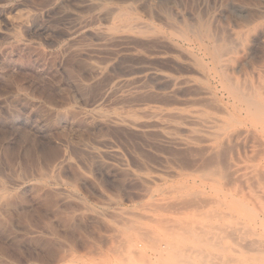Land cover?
Segmentation results:
<instances>
[{"label":"rangeland","instance_id":"rangeland-1","mask_svg":"<svg viewBox=\"0 0 264 264\" xmlns=\"http://www.w3.org/2000/svg\"><path fill=\"white\" fill-rule=\"evenodd\" d=\"M263 8L0 0V264H264Z\"/></svg>","mask_w":264,"mask_h":264},{"label":"bare ground","instance_id":"bare-ground-1","mask_svg":"<svg viewBox=\"0 0 264 264\" xmlns=\"http://www.w3.org/2000/svg\"><path fill=\"white\" fill-rule=\"evenodd\" d=\"M264 9V8H263ZM262 9V10H263ZM126 11V10H125ZM260 11V10H259ZM258 12V11H257ZM260 12H262V11H260ZM122 13H124L123 11H122ZM255 13V12H254ZM259 13V12H258ZM126 14H129V13H127L126 12ZM126 14H123L124 16L126 15ZM253 14V13H252ZM257 14V13H256ZM255 14V15H256ZM262 14V13H261ZM120 16V15H119ZM246 16V15H245ZM263 16V15H262ZM121 17V16H120ZM241 17V16H240ZM251 17V16H250ZM250 17L248 16V18L246 19V18H244L245 20V23H247V24H245L247 27H249V29H248V31H247V33L245 34V36L246 37H244V39L242 38V42H241V44H243V45H248L249 43H252L253 41H256L257 40V34H258V28H257V26H258V24H255L254 26H253V28L250 26V25H252V23H253V21H254V19H251L250 20ZM129 18V17H128ZM239 18V17H238ZM252 18V17H251ZM254 18V17H253ZM258 18V17H257ZM260 18V17H259ZM262 18V17H261ZM260 18V19H261ZM264 18V17H263ZM124 19H127L126 17L124 18ZM240 19V18H239ZM116 20H118L117 18H116ZM119 20H120V18H119ZM127 21H130V19L128 20L127 19ZM188 21V20H187ZM193 21V20H192ZM243 21V20H242ZM243 21V22H244ZM257 21V20H256ZM121 22V21H120ZM119 22V23H120ZM123 22V21H122ZM183 22H185L184 20H183ZM183 22L181 21V23L183 24ZM258 22V21H257ZM128 23L129 22H127V25L125 26V27H127L128 26ZM203 23V22H202ZM209 23V22H208ZM125 24V23H124ZM181 24V25H182ZM193 24V23H192ZM191 24V25H192ZM197 24H199V23H197ZM213 24V23H212ZM215 24V23H214ZM263 24V23H262ZM116 25V24H115ZM118 25V24H117ZM186 25V24H185ZM216 25V24H215ZM215 25H213L214 26V28H215ZM113 26V25H112ZM132 26H133V24H132ZM199 26H200V24H199ZM218 26V25H217ZM261 26V25H260ZM260 26H259V29H260ZM122 27H124V25L122 24ZM134 27V26H133ZM189 27V26H188ZM201 27V26H200ZM204 27V26H203ZM208 27V26H207ZM206 27V28H207ZM209 27H210V23H209ZM219 27V26H218ZM112 28V27H111ZM116 28V27H115ZM130 28V27H129ZM132 28V27H131ZM131 28L129 29V30H131ZM135 28V27H134ZM187 28V27H186ZM213 28V29H214ZM223 28V27H222ZM264 28V27H263ZM113 29V28H112ZM111 29V30H112ZM117 29H119V28H117ZM188 29V28H187ZM197 29V28H196ZM216 29H218V28H216ZM219 29L220 30H223V29H221L220 27H219ZM226 28L224 27V30H225ZM245 29V28H244ZM116 30V29H115ZM115 30H113V31H115ZM121 29H119V31H120ZM183 30V29H182ZM186 30V29H185ZM229 30V29H228ZM118 31V30H117ZM116 31V32H117ZM199 31H201V30H199ZM210 31H211V29H210ZM214 31H215V29H214ZM217 31V30H216ZM215 31V32H216ZM235 31V30H234ZM238 31V30H237ZM243 31V30H242ZM246 31V30H245ZM244 31V32H245ZM252 31H258V32H256L257 34L256 35H254V36H252V38H250V36H251V32ZM261 31L262 30H260V33H261ZM144 32V31H143ZM185 33H186V31H184ZM220 32V31H219ZM218 32V33H219ZM236 32V31H235ZM241 32V31H240ZM207 33H209V32H207ZM239 33V32H238ZM188 34H190V33H188ZM220 34V33H219ZM223 34V33H222ZM252 34H254V33H252ZM176 35V34H175ZM177 35H178V33H177ZM199 35H201V34H199ZM218 35V34H217ZM226 35V34H225ZM242 35V34H241ZM241 35H239L240 37H242ZM244 35V34H243ZM260 35V34H259ZM170 36V35H169ZM174 36V35H173ZM186 36H188V35H186ZM192 36H193V34H192ZM220 36H222V35H220ZM231 36V35H230ZM229 36V37H230ZM233 36V35H232ZM202 37V36H201ZM216 37V36H215ZM217 37H219V36H217ZM226 37V36H225ZM228 37V36H227ZM175 38V37H174ZM181 38V37H180ZM188 38V37H187ZM183 40L185 39V38H182ZM204 39V38H203ZM209 39V38H208ZM234 39V38H233ZM233 39H230L229 38V42L231 41V40H233ZM198 40V39H197ZM211 40V39H210ZM218 40H220V38L218 39ZM227 40V39H226ZM235 40V39H234ZM239 40V39H238ZM264 40V39H263ZM172 41V40H171ZM185 41V40H184ZM217 41V40H216ZM216 41L214 42V43H216ZM220 41H222V40H220ZM236 41V40H235ZM178 42V41H177ZM225 42V41H224ZM228 42V41H227ZM239 42V41H238ZM162 43V42H161ZM218 43V42H217ZM226 43V42H225ZM233 43H234V41H233ZM187 44H189L188 43V41H187ZM192 44V43H191ZM237 44H239V43H237ZM259 45H260V43H258ZM258 44H257V46H258ZM262 44H264L263 42L261 43V46H262ZM167 45V44H166ZM183 45V44H182ZM209 45V44H208ZM217 45V44H216ZM215 45V46H216ZM223 45V44H222ZM226 45V44H225ZM228 45H230V44H228ZM228 45H226L225 47H227ZM213 46V45H212ZM231 46V45H230ZM240 46V45H239ZM249 46V45H248ZM247 46V47H248ZM166 47V46H165ZM193 47V46H192ZM191 47V48H192ZM234 47H236V50L238 51V49H237V46H234ZM242 47V46H241ZM256 47V46H255ZM264 47V46H263ZM262 47V49H264ZM210 48V47H209ZM233 48V47H232ZM218 49V48H217ZM235 49V48H234ZM234 49H233V51H234ZM244 49H246V47L244 48ZM248 49V48H247ZM250 49V48H249ZM230 50H231V48H230ZM240 50V49H239ZM77 51V50H76ZM228 51H229V49H228ZM241 52H242V50H240ZM258 51V50H257ZM202 52V51H201ZM223 52V51H222ZM244 52V51H243ZM242 52V53H243ZM251 52V51H250ZM264 52V51H263ZM230 53H232V50L230 51ZM239 53V52H238ZM254 54H256L255 52H253ZM206 55V54H205ZM221 55H223V54H221V53H218V59H220V57H222ZM227 55H228V52H227ZM246 55V54H245ZM258 55H260V54H258ZM258 55H257V57H258ZM262 55V54H261ZM231 56V55H230ZM240 56V55H239ZM238 56V57H239ZM249 56H250V54H249ZM249 56H248V58H249ZM263 57H264V55H262ZM233 57V56H232ZM250 57H252V56H250ZM262 57V58H263ZM229 58V57H228ZM240 58V57H239ZM243 58H244V55H243ZM253 58H255V56L253 57ZM245 59V58H244ZM243 59V60H244ZM256 60H257V58H255ZM236 60V59H235ZM239 60V59H238ZM248 60V59H247ZM246 60V61H247ZM251 60V59H250ZM199 61V60H198ZM225 61H227V60H225ZM240 61H242V60H240ZM222 62V61H221ZM250 62V61H249ZM223 63V62H222ZM239 63V62H238ZM245 63V62H244ZM208 64V63H207ZM210 64V63H209ZM224 65H225V63H224ZM227 65V64H226ZM240 67V66H239ZM221 68V67H220ZM227 68V67H226ZM235 68V67H234ZM218 69V68H217ZM225 69V68H224ZM239 69V68H238ZM237 69V71L236 72H238L239 70ZM235 70V69H234ZM225 71H226V69H225ZM228 71V70H227ZM216 72V71H215ZM229 72V71H228ZM234 72V71H233ZM208 73V72H207ZM218 73V72H217ZM221 73V72H220ZM209 74V73H208ZM235 74V73H234ZM261 74V73H260ZM264 74V73H263ZM263 74H262V76H263ZM213 75V74H212ZM229 75V74H228ZM224 76V75H223ZM236 76V75H235ZM238 76L240 77L241 75H239V72H238ZM242 76H243V74H242ZM241 76V77H242ZM217 77V76H216ZM238 77V78H239ZM264 77V76H263ZM260 78V77H259ZM235 79H237V78H235ZM227 81V80H226ZM241 81V80H240ZM262 81H264V80H262ZM233 83H234V81H233ZM231 84L230 86H229V91H230V93L233 95V97L235 98V99H237L240 103H242V104H244L245 106H247V108L248 109H250V111H253V112H255V114L253 115V118L255 119L254 120V122H256V123H262V124H264V85H258V86H253L252 85V87H242L241 86V84L239 83V82H237V83H235V84ZM246 83V82H245ZM262 84V83H261ZM245 85V84H244ZM241 107V106H240ZM226 113V112H225ZM256 130V129H255ZM257 131H259V130H257ZM253 132V131H252ZM256 132V131H255ZM262 132V131H261ZM236 134V133H235ZM262 134H263V132H262ZM239 135V134H238ZM256 136V135H255ZM237 139V138H236ZM239 139V138H238ZM229 142H230V140H229ZM231 143V142H230ZM264 143V142H263ZM226 145H228V144H226ZM233 143H232V146H230L231 148L230 149H232V147H233ZM222 146V145H221ZM229 146V145H228ZM227 146H225L224 148H226ZM229 148V147H228ZM254 148V147H253ZM257 148V147H256ZM221 149V148H220ZM252 149V148H251ZM223 151H225V150H223ZM261 151V150H260ZM233 152V151H232ZM252 152V151H251ZM251 152L249 153V154H251ZM254 153H255V151H253ZM217 153V152H216ZM212 155H214V156H212L211 155V161L213 162V160H212V158L213 159H215V154H213V153H211ZM202 155V154H201ZM204 155V154H203ZM210 155V154H209ZM254 155V154H253ZM234 156V155H233ZM207 157V156H206ZM210 157V156H209ZM218 157H221V155H219V153H218ZM225 157H226V155H225ZM236 156H234V158H235ZM248 157V156H247ZM251 157V156H250ZM202 158V157H201ZM200 160V159H199ZM204 160V159H203ZM221 160H222V157H221ZM225 160V159H224ZM223 160V161H224ZM234 160H237V159H234ZM205 161V160H204ZM207 161H209V159L207 160ZM207 161H205L206 162V165H210L209 163L207 164ZM218 161H220V160H218ZM230 161V160H229ZM204 162V163H205ZM231 162V161H230ZM224 163V162H223ZM217 164V166H218V164H219V162L218 163H216ZM222 164V163H221ZM220 164V165H221ZM202 166H203V164H201ZM232 165V164H231ZM230 165V166H231ZM200 166V165H199ZM216 166V165H215ZM215 166H213V164H212V166L211 167H215ZM233 166V165H232ZM231 166V167H232ZM201 167V166H200ZM200 167H198L199 169H200ZM207 167V166H206ZM210 168V167H209ZM217 169V168H216ZM244 169V168H243ZM248 169V168H247ZM222 170H223V167H222ZM237 170V169H236ZM238 170H240V169H238ZM245 170V169H244ZM205 171V170H204ZM209 171L211 172V170L209 169ZM218 171V170H217ZM216 171V172H217ZM215 172V170H214V172L213 173H216ZM259 173L261 172V169L258 171ZM203 173V172H202ZM221 174V173H220ZM235 174V173H234ZM246 175V174H245ZM245 175H242V176H245ZM264 175V174H263ZM229 177V176H228ZM257 177V176H256ZM259 177H263L262 175L261 176H259ZM230 178H232L231 176H230ZM224 179V178H223ZM228 179V178H227ZM239 179V178H238ZM260 180L262 179H264V177L263 178H259ZM229 180V179H228ZM236 180V179H235ZM240 180V179H239ZM238 180V181H239ZM247 180H249L248 178H247ZM237 181V180H236ZM264 181V180H263ZM240 182V181H239ZM253 182H255V181H253ZM227 183V182H226ZM230 183V182H229ZM228 184V183H227ZM231 185V184H230ZM229 185V186H230ZM235 185V184H234ZM250 185V184H249ZM263 185V184H262ZM235 187V186H234ZM251 188H253L252 186H251ZM231 189H232V187H231ZM217 191V190H216ZM220 191V190H219ZM234 191V190H233ZM239 193H240V190H239ZM259 194V193H258ZM229 195V194H228ZM255 196V195H254ZM257 196V195H256ZM259 196V195H258ZM232 197V196H231ZM235 197H237V196H235ZM261 197V196H260ZM234 198V197H233ZM252 199H253V197H251ZM235 200H237L236 198H234ZM250 199V198H249ZM219 200V199H218ZM255 200V199H254ZM188 201V200H187ZM220 201V200H219ZM244 201H246V200H244ZM202 202V201H201ZM222 202V201H221ZM186 203V202H185ZM238 203V202H237ZM240 204H241V202H239ZM238 203V204H239ZM182 204V203H181ZM196 204V203H195ZM215 204V203H214ZM220 204V203H219ZM240 204H239V206H240ZM251 204H252V202H251ZM187 205V204H186ZM191 205V204H190ZM196 205H198V203L196 204ZM216 205H218V204H216ZM242 205V207H244V209H246L247 207L245 206V204H244V206H243V204H241ZM185 207V206H184ZM246 207V208H245ZM240 208V207H239ZM243 209V210H244ZM252 210V209H251ZM249 211V210H248ZM254 212V211H253ZM221 213V212H220ZM219 214V213H218ZM222 214H224L225 215V213H222ZM256 214V213H255ZM254 214V215H255ZM258 214H256V216H257ZM260 215V214H259ZM219 216V215H218ZM250 216V215H249ZM224 217V216H223ZM226 217V216H225ZM251 217V216H250ZM259 217H261V216H259ZM256 218V217H255ZM260 219H262V218H260ZM237 223V222H236ZM239 224V223H238ZM250 224V223H249ZM220 225V224H219ZM223 225H226V224H223ZM258 225V224H257ZM217 226V225H216ZM222 226V224L220 225V227ZM228 226V225H227ZM251 226V225H250ZM214 227V226H213ZM218 228H219V226H217ZM222 227H224V226H222ZM221 227V228H222ZM198 228V227H197ZM210 228H212V226L210 227ZM220 228V229H221ZM226 228V227H225ZM242 228H244V227H242ZM246 228H248V227H245V231H246ZM193 229V228H192ZM201 231L203 230L204 231V229L202 228H199ZM233 229H235V228H233ZM237 229V228H236ZM239 229V228H238ZM237 229V230H238ZM198 230V229H197ZM225 230V229H224ZM243 230V229H242ZM248 230H249V228H248ZM196 231V230H195ZM202 231V232H203ZM220 231H222V230H220ZM244 231V232H245ZM250 231V230H249ZM184 232V231H183ZM208 232V231H207ZM224 232V231H223ZM240 232V231H239ZM252 232V231H251ZM186 233V232H185ZM220 233V232H219ZM225 233V232H224ZM182 234V233H181ZM198 234H200V233H198ZM209 234V233H208ZM207 234V235H208ZM230 234V233H229ZM228 234V235H229ZM183 235V234H182ZM185 235V234H184ZM188 235V234H187ZM197 235V234H196ZM204 235L205 234H202V236L204 237ZM212 235H213V233H212ZM225 235V234H224ZM230 235H232V234H230ZM256 234H254V236H255ZM186 236V235H185ZM181 237H183V236H181ZM189 237V236H188ZM203 237H202V239H203ZM218 237V236H217ZM231 237L232 236H230L229 238L231 239ZM255 237H257V235L255 236ZM200 238V236L198 237V241L199 240H201V239H199ZM210 238H212V236L210 237ZM192 239V238H191ZM196 239V238H195ZM209 239V238H208ZM207 239V240H208ZM183 241V240H182ZM204 240H202V243H205V242H203ZM210 240H208V242H209ZM234 241V244H235V241L236 240H233ZM251 242V241H250ZM214 243H217L216 241L214 242ZM246 243V242H245ZM207 244V243H206ZM210 244V243H209ZM236 244H238V243H236ZM240 245V244H239ZM249 246L248 247H252V249H254L253 248V246L252 245H250V244H248ZM236 246V245H235ZM241 246V245H240ZM244 246V245H243ZM247 246V245H246ZM245 246V247H246ZM255 246V245H254ZM262 246V245H261ZM213 247H215V245H213ZM217 247H219V246H217ZM242 247V246H241ZM244 247V248H245ZM251 247H250V249H251ZM232 249V248H231ZM256 249V248H255ZM235 250H237V249H235ZM234 251V250H233ZM253 251V250H252ZM199 252V251H198ZM231 252H232V250H231ZM236 252V251H235ZM264 252V251H263ZM199 253H201L202 254V252H199ZM204 254V253H203ZM205 255V254H204ZM208 255V254H207ZM206 255V256H207ZM211 257V256H210ZM206 258V257H205ZM205 258H203V260L205 259ZM220 258V257H219ZM218 258V259H219ZM233 260V259H232ZM212 261V260H211ZM211 261H209V262H211ZM203 263V262H202Z\"/></svg>","mask_w":264,"mask_h":264}]
</instances>
